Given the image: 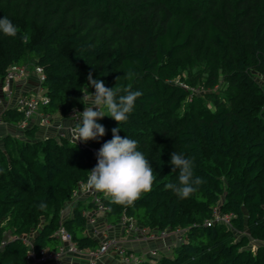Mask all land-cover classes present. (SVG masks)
Returning a JSON list of instances; mask_svg holds the SVG:
<instances>
[{
    "label": "trees",
    "instance_id": "obj_1",
    "mask_svg": "<svg viewBox=\"0 0 264 264\" xmlns=\"http://www.w3.org/2000/svg\"><path fill=\"white\" fill-rule=\"evenodd\" d=\"M5 16L18 35L0 33V82L11 65L40 67L42 113L82 110L95 91L89 73L142 95L119 125L98 119L105 135L95 140H35V126L23 139L1 138L0 264L57 251L59 226L81 253L97 247L86 230L95 203L62 212L116 127L138 142L156 180L132 206L97 192L105 222L124 216L150 231H180L168 253L141 264H264V0H0ZM22 120L15 108L0 112L2 123ZM174 152L204 180L183 199L166 187L179 183Z\"/></svg>",
    "mask_w": 264,
    "mask_h": 264
},
{
    "label": "clouds",
    "instance_id": "obj_2",
    "mask_svg": "<svg viewBox=\"0 0 264 264\" xmlns=\"http://www.w3.org/2000/svg\"><path fill=\"white\" fill-rule=\"evenodd\" d=\"M0 33L8 37H16L18 28L6 16L0 18ZM107 73H105L106 75ZM135 73L131 70L127 78L131 81ZM93 92V106L85 107L82 113H77L79 122L72 128V139L77 141L95 140L105 135V128L96 121L109 116L119 125L128 119L138 97L142 95L139 91H132V84L127 87L115 85L108 88L101 79H93L91 73L88 75ZM124 92V95H118ZM98 110H93V109ZM107 110V114L105 111ZM75 111V110H74ZM120 128L112 129V139L105 142L97 153V164L89 171L87 187L98 193L110 197L111 202L121 206H132L144 193L152 191L156 175L149 161L141 151L137 150L138 142L135 139L121 137ZM171 164L174 170H179L178 184L169 183L168 189L180 198H187L204 183L202 177L194 175V164L192 159L185 158L183 154L174 152L171 156ZM44 207L42 203L40 205Z\"/></svg>",
    "mask_w": 264,
    "mask_h": 264
},
{
    "label": "built area",
    "instance_id": "obj_3",
    "mask_svg": "<svg viewBox=\"0 0 264 264\" xmlns=\"http://www.w3.org/2000/svg\"><path fill=\"white\" fill-rule=\"evenodd\" d=\"M29 72L33 73L36 77V92L21 94V96L14 98L12 89L13 84L21 79H24ZM43 80L44 75L40 67L11 65L6 70L4 78L0 82V104L4 103L6 108L9 106V101L14 100L12 105L13 107L11 108H15L22 113L23 120L17 125L22 129L26 126L27 121H29L33 116L38 117L39 126L45 127L49 124V116L41 112V107L48 103V99L43 95V91L40 87V84L43 82ZM74 110H72L68 116L75 119L74 121L77 124L79 122L78 117L74 116H76L77 113H82L83 111L78 109ZM0 123L2 122L0 121ZM75 125L69 129V139L72 141L73 139L71 130L73 127H75ZM76 143L81 144L82 141H77ZM86 199H89L91 202L95 203L96 212L105 214L106 207L101 202L97 192L89 189L86 182L78 184L77 188L72 192L71 202H69L68 205H73V203L77 200ZM229 218L230 217L227 215H222L220 218L217 217L216 220L220 219L221 222L228 225ZM86 224L89 227L90 234L95 236V214L86 213ZM109 227L111 226L109 225ZM118 227H120L125 234L131 235L132 237H145L148 239H154L157 237L164 238L168 234L178 237V234L180 233L179 230L173 232H169L167 230L150 231L149 229L136 225L131 218H126L124 216L120 219ZM54 236L59 239L61 247L55 252L41 250L39 251L38 255L29 250L26 254L28 264H62L59 261L60 258L65 256H76L81 253L76 248L74 243H72L69 233L66 232L61 226L58 227L57 231L54 233ZM4 244L5 241H1L0 248H2ZM110 253H115L117 255L120 264H141L144 261L141 258L135 256L132 252L118 246L117 240L114 237L103 236L102 238L98 239V245L94 250L87 251L86 255L89 258L88 263L93 264L97 259H100L104 255ZM148 255L158 256V252L156 250H151L148 252Z\"/></svg>",
    "mask_w": 264,
    "mask_h": 264
},
{
    "label": "crops",
    "instance_id": "obj_4",
    "mask_svg": "<svg viewBox=\"0 0 264 264\" xmlns=\"http://www.w3.org/2000/svg\"><path fill=\"white\" fill-rule=\"evenodd\" d=\"M13 96L19 97L21 94H29L36 92V77L33 73L29 72L24 79H21L13 84ZM13 98V99H14ZM13 101H9V106L6 108L13 107ZM0 104V112L5 108V105ZM85 110V106L82 111ZM70 116L61 118L58 115H53L49 117V124L45 127L38 125V117L33 116L29 121H27L26 126L22 129L18 126H13L7 123H0V136L10 135L20 139L25 138V131L31 127H37V130L33 135L35 137H59L65 136L69 138V129L76 123ZM79 121V118H78ZM22 134V136H21ZM68 206V204H66ZM64 215V211H63ZM102 216V217H101ZM96 217V235L94 236L97 240L103 236L114 237L120 247L132 252L135 256L145 260L148 258V252L151 250H156L158 255L161 253H168L170 248L177 243V238L175 235L168 234L164 238H154L148 239L145 237H132L131 235L125 234L122 229L118 226H111L105 222V215H95ZM99 225V227H98ZM108 227V228H107ZM62 264H85L89 261L86 252H82L76 256H65L59 260ZM93 264H120L119 259L115 253H110L104 255L102 258L97 259Z\"/></svg>",
    "mask_w": 264,
    "mask_h": 264
},
{
    "label": "rangeland",
    "instance_id": "obj_5",
    "mask_svg": "<svg viewBox=\"0 0 264 264\" xmlns=\"http://www.w3.org/2000/svg\"><path fill=\"white\" fill-rule=\"evenodd\" d=\"M202 92L201 91H199L198 92V94L200 95ZM93 97V96H92ZM92 97H88V98H85V99H87V101H86V104H85V107H90V106H93V104H92ZM207 105V107L210 109V110H213V105H212V103H208V104H206ZM93 110H95V109H93ZM5 136V135H4ZM21 136H22V134H21ZM3 136H0V140H1V138H2ZM48 137H51V136H49V135H47V136H44V137H35V135H33V136H31V138H34L35 140H44V139H47ZM0 146H1V142H0ZM72 207H73V205L71 204V205H68V206H65V208L63 209V211H64V215H63V217H67L68 215H70V212H71V209H72ZM95 215H103L104 216V214L103 213H101V212H96L95 213ZM102 217V216H101ZM97 227V226H96ZM95 227V231H96V228ZM98 227H99V225H98ZM86 230L88 231V233L90 234V230H89V227L86 225ZM118 243V242H117ZM118 246H120V243H118ZM145 260H148V258H146Z\"/></svg>",
    "mask_w": 264,
    "mask_h": 264
}]
</instances>
